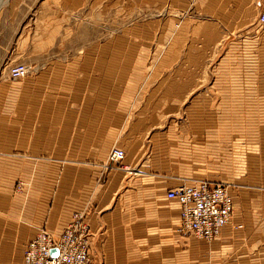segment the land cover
Here are the masks:
<instances>
[{
	"label": "crops",
	"instance_id": "0c3cea01",
	"mask_svg": "<svg viewBox=\"0 0 264 264\" xmlns=\"http://www.w3.org/2000/svg\"><path fill=\"white\" fill-rule=\"evenodd\" d=\"M83 1L44 0L27 25L17 12L0 23V67L34 69L17 82L1 76L0 264H18L40 229L58 237L77 212L86 214L93 264H264V61L255 55L264 0H111L146 22L122 30L118 22L111 42L71 45L72 11ZM105 15L97 10L96 19ZM218 49L228 52L221 70L200 78V54ZM152 57L159 74L147 76ZM201 83L194 99L208 98V107L188 112L217 117L174 136L168 116L182 114ZM157 126L168 146L160 162L182 167L191 140L194 167L152 174L158 159L147 140ZM114 145L141 174L105 172ZM188 179L236 185L231 222L210 244L175 232L179 205L166 193Z\"/></svg>",
	"mask_w": 264,
	"mask_h": 264
},
{
	"label": "rangeland",
	"instance_id": "374dc122",
	"mask_svg": "<svg viewBox=\"0 0 264 264\" xmlns=\"http://www.w3.org/2000/svg\"><path fill=\"white\" fill-rule=\"evenodd\" d=\"M43 1L44 0H19L20 4H17V2L15 3V0H3V1L0 0V23L3 24V26L8 27L9 23H7V21H10L13 17H15V14L17 12L18 14L21 13L23 15L25 23L27 25V23L29 21H31V18H32L31 16H33L34 9H37L39 4H44V3H42ZM3 2H4V4H3ZM79 7H80L79 9L72 11V28H73L72 33L73 34L71 37V45H75V44L77 45V44H82V43H91V42H95L97 40L103 41L105 43L111 42L112 37L115 36L114 30H117V28L119 27L118 22L120 23V30H122V28L127 27L128 25H133L134 23H135L134 25H141V24L146 22V18L144 16V13L140 10H137V12L135 13L134 16L131 13L132 16L128 18V16H130L131 14L129 15V11L127 10L125 2L121 3L120 6L117 8L116 4L113 3L111 0H106L103 3H99L96 5L93 4L91 2V0H84L82 4L81 3L79 4ZM97 10L100 11L101 13L105 12L106 18L96 19ZM115 11L119 12V19L118 18H116V19L111 18L112 12H115ZM108 13H109V15H108ZM115 16H118L117 13L115 14ZM112 20L114 22H112ZM82 26H84V27H82ZM87 27H91V29L87 28ZM263 33H264V30H263ZM12 41L14 42L13 38H12ZM152 41H156V38H154V40H152ZM73 48L74 47H72L70 49L71 51L67 53L68 58L72 57L75 53H77L73 50ZM227 53L228 52L224 51L223 49H218V50L212 51L210 53H208V52L201 53L200 54V67L195 68L197 70V73L199 74V77L203 78L207 75L213 74L214 68H215V73L218 74L219 71L221 70L218 68L219 63L225 57V55ZM168 55L170 58H172V57L174 58L175 52L170 51L168 53ZM255 55H256V58L258 56V59H261L264 61V42H263L262 47L255 51ZM157 58L158 57H156V59ZM152 59H153V57L151 58V62H152ZM15 65H25L28 69L27 76H31V72L32 73L34 72V69L32 67H30L27 64H24L23 62H14V63L7 62V65L3 64L0 67V82L2 80L1 79L2 74L3 75L6 74V77H8L9 80H11V82L12 81L17 82V81H21V80H24L25 78H27V76L21 80H13L10 78L9 69ZM157 65H158V63L156 64V61H153L152 64H150V62H149L146 75L150 76V74L151 75L159 74V66L157 67ZM179 69L180 68H178V72H177L176 71L177 68H170L169 73H175V71L177 73H179L181 70V69L180 70ZM262 69L264 72V67H262ZM184 70L185 71L191 70V68H184ZM11 82L7 81L6 83L10 84ZM203 84H205V83H203ZM203 84L202 83L200 84V87H201L199 89L200 92H198L196 90V92H195V94H193V96L190 95L189 98L185 100V102L183 104V108L185 111L182 114L169 115L168 116V118H167L168 126L173 125L172 128H175V130H176L175 132L172 133L174 136L178 132H180L181 134L184 135L186 133V130L189 127H191L192 123L200 122L202 124L203 122H206L208 120V118L217 117V115L196 114V112L192 114L191 112H188L189 108L195 103L201 109L208 107V104H209L208 98H205L207 100H205V99H203V100L202 99H200V100L196 99L195 100L194 99L195 97H197V95H199V94L201 95V93L203 92L204 87L206 86V84L205 85H203ZM202 95L210 97L208 93L207 94L203 93ZM187 107H189V108H187ZM163 129H165V126H162V128L160 126H157L154 130H152L151 140H149V139L147 140V143L149 142L151 144L152 157L153 158L157 157V159H158L156 162L151 163L152 174H159V173H162L165 171L167 172V168L168 169L172 168V167L175 168L176 166L181 167V163H177V162L167 163V164L160 162V159L165 157L164 154L166 153V151L168 149V146L166 145L165 140L164 139L162 140V138L157 137V135H159L160 132L165 131ZM183 137L185 138V136H183ZM183 144L185 145V146H183L184 149H182L184 164H182L183 166L181 167V170L185 165H188L190 167L195 166L194 163L191 162L192 158H190V157L187 158V156L189 154L191 155V153L194 152L193 149H195L194 146L196 144L191 142V140L185 141ZM171 145H172V148L169 150H172L171 154L176 155L178 153L175 151L176 143L172 142ZM181 146H182V143H180V147ZM113 148L121 149V148L114 145L108 151L105 162L103 163V167L106 170L105 171L106 173H113V172L121 171V172L125 173L130 178L135 177L137 174H141V164L140 163L125 165L122 161L119 163L110 164L108 162V154L111 151V149H113ZM123 166L128 167V169H124ZM183 172H185V171H183ZM192 180L193 179L185 180L182 185L197 182V181H192ZM13 181H14L13 192L14 193H16V192L21 193L23 188H24V183L21 180H16V179ZM235 186H232V185L229 186V188L231 189V192L233 189H235L234 188ZM232 197H233V203H234V196L232 195ZM77 213H84V212H77ZM74 214H76V213H74ZM84 216H85V222H86V214L85 213H84ZM40 231H44L48 234V232L45 231L44 229H40L35 233L34 238L36 237V235ZM64 231H63V233H64ZM175 232H176V226H175ZM62 234H60L58 237H54L50 234L49 235L53 239L57 240ZM180 236L191 237V236L185 235V234L184 235L180 234ZM34 238H32L30 241H27L26 243H23L24 245H23V250H22V256L19 258L18 264H22V260H23L24 251L26 249V246ZM89 238H90V235H89ZM191 238H193V237H191ZM193 239H195V238H193ZM195 240H197V239H195ZM211 242H206L205 244H210ZM88 252L90 255L91 264H93V260L91 258V243H90V241L88 243ZM16 264H17V262H16Z\"/></svg>",
	"mask_w": 264,
	"mask_h": 264
},
{
	"label": "built area",
	"instance_id": "2783aa9c",
	"mask_svg": "<svg viewBox=\"0 0 264 264\" xmlns=\"http://www.w3.org/2000/svg\"><path fill=\"white\" fill-rule=\"evenodd\" d=\"M258 23L264 25V10L259 13ZM27 74L25 65H15L9 69V76L13 80H21ZM124 158V151L118 148L111 149L108 154L110 164L122 162ZM230 192L228 185L206 181L168 190L167 199L179 205L177 234L189 235L204 242L217 238L231 222L233 197ZM89 235L84 213L73 214L68 227L57 240L40 231L26 246L22 264H91ZM52 250L57 252L55 256L50 254Z\"/></svg>",
	"mask_w": 264,
	"mask_h": 264
},
{
	"label": "water",
	"instance_id": "95a60500",
	"mask_svg": "<svg viewBox=\"0 0 264 264\" xmlns=\"http://www.w3.org/2000/svg\"><path fill=\"white\" fill-rule=\"evenodd\" d=\"M56 251L55 250H52L51 252H50V254L52 255V256H55L56 255Z\"/></svg>",
	"mask_w": 264,
	"mask_h": 264
},
{
	"label": "bare ground",
	"instance_id": "6f19581e",
	"mask_svg": "<svg viewBox=\"0 0 264 264\" xmlns=\"http://www.w3.org/2000/svg\"><path fill=\"white\" fill-rule=\"evenodd\" d=\"M3 1V0H2ZM3 4H4V2H3Z\"/></svg>",
	"mask_w": 264,
	"mask_h": 264
}]
</instances>
